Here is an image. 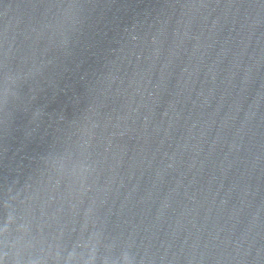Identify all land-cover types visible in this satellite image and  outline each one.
<instances>
[{"label": "water", "instance_id": "water-1", "mask_svg": "<svg viewBox=\"0 0 264 264\" xmlns=\"http://www.w3.org/2000/svg\"><path fill=\"white\" fill-rule=\"evenodd\" d=\"M0 264H264V0H0Z\"/></svg>", "mask_w": 264, "mask_h": 264}]
</instances>
